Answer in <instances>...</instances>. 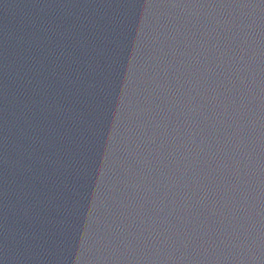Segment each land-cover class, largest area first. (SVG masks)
<instances>
[{
  "label": "water",
  "instance_id": "obj_1",
  "mask_svg": "<svg viewBox=\"0 0 264 264\" xmlns=\"http://www.w3.org/2000/svg\"><path fill=\"white\" fill-rule=\"evenodd\" d=\"M0 264H264V0H0Z\"/></svg>",
  "mask_w": 264,
  "mask_h": 264
}]
</instances>
